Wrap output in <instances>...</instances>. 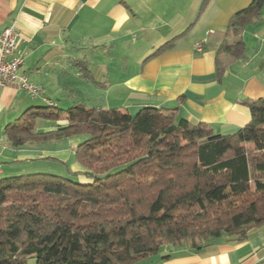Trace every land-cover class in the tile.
<instances>
[{
	"label": "trees",
	"instance_id": "obj_1",
	"mask_svg": "<svg viewBox=\"0 0 264 264\" xmlns=\"http://www.w3.org/2000/svg\"><path fill=\"white\" fill-rule=\"evenodd\" d=\"M263 3L251 0L227 32L239 34ZM240 46L224 41L217 53L235 55ZM172 48L169 41L147 60ZM44 103L9 124L7 140L17 148L79 137L74 160L85 182L0 178V264H137L164 247L241 242L264 221V98L245 103L249 123L230 135L167 109L130 114L78 103L63 111ZM38 118L53 130L36 131Z\"/></svg>",
	"mask_w": 264,
	"mask_h": 264
},
{
	"label": "crops",
	"instance_id": "obj_2",
	"mask_svg": "<svg viewBox=\"0 0 264 264\" xmlns=\"http://www.w3.org/2000/svg\"><path fill=\"white\" fill-rule=\"evenodd\" d=\"M250 2L208 0L202 7L203 0H0V33L14 25L19 34L16 53L24 64L18 74L44 91L36 99L10 88L0 93V178L30 174L26 165L49 156L42 153L44 143L14 148L5 135L24 112L46 106L43 99L56 107L84 103L130 114L143 107L167 109L219 135L247 125L245 103L264 98V3L257 15L243 22L239 34L228 33L227 26ZM169 41L172 49L147 60ZM224 41H238L239 51L218 55ZM197 42H203L201 52L194 49ZM81 90L97 100L70 101V96L83 97L76 95ZM66 141L74 151L80 138ZM60 152L65 154L59 156L62 160L70 155L67 149ZM71 170L85 182L77 163ZM263 261L264 221L250 225L241 242L219 240L200 251L164 247L137 264Z\"/></svg>",
	"mask_w": 264,
	"mask_h": 264
},
{
	"label": "built area",
	"instance_id": "obj_3",
	"mask_svg": "<svg viewBox=\"0 0 264 264\" xmlns=\"http://www.w3.org/2000/svg\"><path fill=\"white\" fill-rule=\"evenodd\" d=\"M19 34L13 26L0 33V93L10 88L22 92L32 99L41 97L43 89L30 81L26 76L19 75L18 70L23 66L24 59L16 53ZM203 42L194 45L196 52H201ZM46 103H51L44 100ZM260 264H264V261Z\"/></svg>",
	"mask_w": 264,
	"mask_h": 264
},
{
	"label": "rangeland",
	"instance_id": "obj_4",
	"mask_svg": "<svg viewBox=\"0 0 264 264\" xmlns=\"http://www.w3.org/2000/svg\"><path fill=\"white\" fill-rule=\"evenodd\" d=\"M117 69H120V67H117ZM76 95L78 96L83 95V97L80 96L79 98L76 96H70L72 97L69 98L70 101L80 102V101H84L83 100L84 98L88 99V101L97 100L89 96L88 93H86V91L84 90H81V92H79L78 94L76 93ZM68 108L70 109L71 106H64L63 104H58V106L56 107L57 110H63V111L67 110ZM52 112H56V110ZM131 113L135 114L134 112H132V110ZM49 123L50 121L48 120L38 118L35 121V126L45 128L49 125ZM40 146L43 149L42 153H50V154L46 158L36 159L35 161L30 162L28 165H26L25 169L27 171H30L29 172L30 174H35L36 172H40L44 174L58 175L62 177L71 178L73 180H77L78 174L76 175L71 170L72 163H76L74 160V151H71V149L69 150L70 146L66 140L58 141V142H47V143L44 142V144L43 145L41 144ZM64 149H67V152L70 153L71 156L69 155L68 158L62 160L59 158V156H65V154L61 155L60 152L63 151ZM27 264H36V261L33 258H29L27 260Z\"/></svg>",
	"mask_w": 264,
	"mask_h": 264
},
{
	"label": "bare ground",
	"instance_id": "obj_5",
	"mask_svg": "<svg viewBox=\"0 0 264 264\" xmlns=\"http://www.w3.org/2000/svg\"><path fill=\"white\" fill-rule=\"evenodd\" d=\"M47 104L51 105V103H47Z\"/></svg>",
	"mask_w": 264,
	"mask_h": 264
}]
</instances>
